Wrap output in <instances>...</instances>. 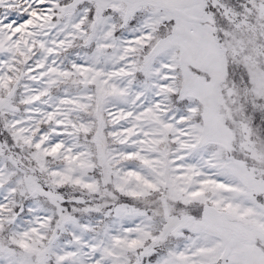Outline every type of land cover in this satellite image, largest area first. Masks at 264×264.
Returning <instances> with one entry per match:
<instances>
[{"label":"snow or ice","instance_id":"obj_1","mask_svg":"<svg viewBox=\"0 0 264 264\" xmlns=\"http://www.w3.org/2000/svg\"><path fill=\"white\" fill-rule=\"evenodd\" d=\"M0 264H264V0H0Z\"/></svg>","mask_w":264,"mask_h":264}]
</instances>
